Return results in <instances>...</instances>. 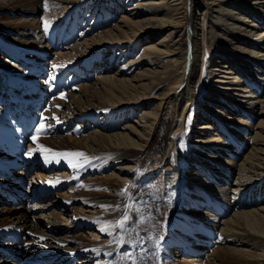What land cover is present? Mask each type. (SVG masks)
Segmentation results:
<instances>
[{
  "label": "bare ground",
  "instance_id": "6f19581e",
  "mask_svg": "<svg viewBox=\"0 0 264 264\" xmlns=\"http://www.w3.org/2000/svg\"><path fill=\"white\" fill-rule=\"evenodd\" d=\"M121 2L124 12L115 16L108 13L111 6L118 7ZM46 3L49 5L42 7L31 0L0 1V31L5 29L12 34L9 42L0 41V110L12 115L19 111V121L25 117L24 123H17L19 134L34 144L51 140L65 143L77 152L90 153L93 158H105L97 170L102 175L96 179L100 182L117 185L132 180L141 185L138 157L151 154L160 141L162 155L158 163L164 171L162 167L167 165L174 149L165 128V115L172 108L170 128L176 115L182 117L190 109L196 90L206 77L211 82L205 83L211 90L206 100L210 115L202 112L196 120L201 127L194 130L192 151L196 155L190 161L194 162L191 167H197L198 161L218 171L225 168L224 177L231 185L207 186L205 181L201 185L188 180L196 195L188 192L187 211L180 210L176 202L164 205L158 199L161 191L154 186L159 192L155 193L157 200L153 204L146 201L140 208L154 215H142L140 219L131 214V205L121 203L122 186H104L103 194L109 197L106 202L112 204L104 213H73L66 219L62 216H67L72 202L52 199L68 184H57L50 177L42 181L41 176L35 175L40 170L38 165L34 166V176L29 171L30 164L22 168L23 162L7 163L9 157L0 153V158H6L2 162L7 164L2 167L19 169L14 178H0V185L22 198L17 206H0V242L5 241L7 234H26L31 240L25 242L27 245L5 246L24 252L27 258L40 256L47 260L45 264H145L148 259L154 263L157 253H164L172 264L264 263V182L258 183L264 181V0ZM91 3L98 5L101 12L95 10L97 19L77 28L76 23ZM39 13L42 24L37 19ZM70 17L74 21L67 24V29L65 23ZM142 41L145 42L137 50ZM61 42L70 44L71 51L78 52L82 60L70 63L55 58L50 62L57 67L48 69L43 65L48 49ZM132 50H137L134 55ZM28 51L39 54V59L26 56ZM208 54L211 56L207 61ZM100 57L105 68H116V74L104 77V81L88 72ZM31 70L33 76L26 73ZM163 86L167 87L162 89ZM181 89L186 104L179 112L181 95L176 93ZM41 121L45 129L40 136L36 130L29 134L28 128L38 129ZM214 126L218 127L215 133L210 130ZM33 136H37L36 140ZM41 161L42 167L45 162ZM169 167L164 171L166 178L174 172ZM49 168L43 167L52 172L53 166ZM175 171L179 178V170ZM221 173L216 174L222 178ZM144 187L132 188V194L144 195ZM217 197L220 199L216 200ZM106 202L96 201L95 206L102 207ZM171 206L178 213L172 215ZM59 208L61 212H57ZM164 211H169L170 217ZM103 219L117 222L105 240H95L93 234L78 231L83 222L104 228L107 225L101 224ZM166 221L168 227L158 238L161 241L149 237ZM176 226L182 229L177 235ZM129 227L130 231L136 228V234L127 231L124 235V228ZM138 228L145 229L147 234L138 236ZM142 242L156 243L143 248ZM204 243L210 247L203 246ZM204 249L207 252L202 254ZM76 250L83 251L82 260L76 257ZM127 250L132 254L131 260H127V253H121ZM149 251L154 254L152 258ZM140 257L144 261L138 262ZM0 264L13 263L0 259Z\"/></svg>",
  "mask_w": 264,
  "mask_h": 264
},
{
  "label": "rangeland",
  "instance_id": "374dc122",
  "mask_svg": "<svg viewBox=\"0 0 264 264\" xmlns=\"http://www.w3.org/2000/svg\"><path fill=\"white\" fill-rule=\"evenodd\" d=\"M31 1H33V3L36 2L39 6L42 5V7H45V0H31ZM47 5H49V4L47 3ZM100 7H102V5ZM122 7H123L122 2L120 3V6H118V7L111 6V8H109V10H108V13L110 11V13L112 12L114 14V16L120 15L122 12H124V9ZM95 10L98 12H101V10L98 9V5L93 6L92 3H91V7L85 8L82 15H81V20H84L83 22H85V23H82V21L80 20L79 23H76V27L80 28V27H83V24H87V23L89 24L90 22L95 21L98 17L97 12ZM41 18H42V14L39 13L37 15V19L40 21V23H41V21L43 23V19H41ZM66 20L67 21L65 23L66 24L65 27L68 29L69 26H67V24H69V23H70V25L73 24L74 18L70 17V18H67ZM80 23H82V24H80ZM11 38H12V34L9 33L7 30L4 29V30L0 31V41L9 42L11 40ZM144 42L145 41H142V43L141 42L138 43V45L136 46L137 50L141 49V46ZM47 46L49 47V45H47ZM69 47H70V44L66 45L62 42L58 46L55 45L54 47L53 46L49 47L48 52H47V56L44 59L45 63L43 62V65L46 67L48 66V69L52 68L53 65H52V62H50V61H53V59H55V58L59 59L60 61H65V62H70V63H74V62L79 63V60H82V58L79 59L78 52L71 51V49ZM122 48H124V47H122ZM29 51H32V50H29ZM29 51L25 53L26 56H29L35 60L39 59V57H38L39 54L37 55V54H34L33 52H29ZM132 51H134V50H132ZM136 51H134L132 55H134ZM131 56H129L130 60L133 58V56L132 57ZM210 56L211 55L208 54V56L206 57L207 61L210 60L209 59ZM27 59H29V58L27 57ZM102 59L103 58L100 57L98 62H95L96 65L93 63L89 67L88 72L90 73V75L95 77V79H99L101 81H104L106 79L104 77H108L110 75H113L114 73L116 74V71H115L116 68H115V66L112 68H109L108 65L105 68V66H104L105 62ZM49 64H50V66H49ZM135 72L137 73V69L133 72V74H135ZM26 73L28 75L33 76L32 70H31V73H29L28 71ZM125 75L127 76L126 72H125ZM205 83H209L211 85L210 80H208V78L205 77L203 79V84L201 82L202 85L199 86L196 90V94L194 95L193 103L190 106V109L182 117L180 116V114L176 115L174 117L175 121L173 120L174 122L170 123V128H169L168 124L170 121L169 117H171V115H172V108H170L169 109L170 111H168L165 115V123H166L165 128L168 130V135L170 136V139H172V143L174 145L173 152L171 153V156L167 162V165L165 167H162V169L165 172H166V167H169V166H170L169 168H172L174 170V172L169 175L170 177H167V178H166V175H164L165 172L161 171L160 163H158V161L162 155L160 141H159V143H157L153 147V150H156V151L152 150L151 154H148L147 156L138 157L139 158L140 175L142 176V183L143 184L137 185V184L133 183L132 180L131 181L129 180V181L122 183V184L110 185L109 183L107 184L106 182H100L99 180H96L102 176V175L98 174L97 170H98L99 164H101L105 158H103V157L93 158V156L90 153H86V152H82V153H85L86 157L88 159H86L85 157H65L63 155L57 156L56 154H58V153H67V152L75 153L77 151H75V149L71 148V147L67 148L65 143H61V144L57 143L56 144V142H52L50 140V141H43V142H39L38 144H34V143H31V141H29V142L24 141L20 137L19 138L20 147L23 150H25L24 153L26 154L25 155L26 157L31 156V157H35V158H40L39 160L41 161V159H43L45 162V165H47L48 168H49V166L50 167L53 166V170H52V172H50L49 170L43 169V167H45V165H43L42 167L38 165L40 170H37L35 172V175H37V177L41 176L42 181H44L46 177H50V180L52 182H55V183L60 184V185H62L63 182H65L66 184H67V182H70L69 186H66L64 188V190L59 191V195L52 199V201H53V200H56L57 198L60 200H62L61 198H64L67 201L72 202V204L69 205V208L71 210L66 212L67 216H62V217L68 219V218H70L69 216H71L73 213H76L78 215H90V214L94 215V214L104 213L107 210V207L112 205V204H108L106 202V199H108L109 197H107L105 194H103L104 186H107V187L108 186H122L121 193L119 195V199H121V203H124L125 206L131 205V208H132L131 214L133 216H137L138 219H140L141 218L140 216H142V215L143 216H153L154 215V214H150L149 212L147 213L145 210H140V208L145 205L146 201H151L152 204H153V202L155 203V201L157 200L156 196L158 198V195H156V194H159L158 191H155L156 189H159L161 191L159 195H161V194L162 195L159 196L158 199L161 198L162 203L164 205L169 206L172 203L176 202L177 204H179L178 207L180 210L187 211L189 209V206H190V204L186 203L187 197L189 196V193H193L196 195V193L193 192L188 185V182L190 180H191V182L194 181V182L199 183L201 185L206 184L207 186H214V184L219 185V186L221 184H222V186H230L231 183H229V181L226 180V177H224V176H226L225 175L226 173H224L225 168L218 171V170H215L216 168L215 169L210 168L209 166L204 165L202 162L200 164H198V161L195 162L198 165L197 167H194V166L191 167L194 162H190V161L196 155V153L192 151V149L194 148L192 141L194 140V138L196 136L194 134V130L196 131L197 127H201L200 125H196V122H197L196 120H198L197 118H198V116H200L202 114V112H206L208 115H210L208 112V109H207V101L206 100H207L208 95H209L211 90L209 88V85L205 86ZM165 87H167V86H163L161 88L163 89ZM181 90H180L181 92L178 91L176 93V95H178V96L181 95L180 97H178L179 99H181V103H180L181 107L178 110L179 112L182 111V109L184 108V106L186 104V101L182 100L183 99V97H182L183 96L182 95L183 89H181ZM158 91H156V92H158ZM155 95H157V94H155ZM166 117H167V119H166ZM203 118H205V117H203ZM211 119H212V115H211ZM211 119L208 118L207 120L210 121ZM199 121L201 123H204V120H199ZM210 123L208 122V124H210ZM10 124L11 123H10L9 117H7V116L5 117L4 112H2L0 110V126H1L0 128L2 129L1 130L2 132L0 131V139L1 138L10 139L11 138L10 133L12 130L15 131V129L12 128ZM210 125H212V124H210ZM9 128L11 129V131L9 130ZM215 128H218V127L214 126L210 130H212V132L215 133L216 132ZM7 131H9L10 133ZM16 131L19 133L18 129H16ZM24 146H25V148H24ZM45 149H48L50 151H45ZM29 153H31V155H29ZM45 157H48V162L45 161ZM156 158H158V159H156ZM3 160L4 159H1V161H3ZM20 160H22V159H20ZM89 160L91 161L90 163L88 162ZM27 161L28 160H26L24 162L27 163ZM69 161H71L72 163H82L85 165V167H77L74 169L73 167H71ZM152 163H154L155 166H151ZM176 169H178L180 172L179 178L176 175V171H175ZM196 169H198V170H196ZM221 172H223V173H221ZM216 173H221L222 178L217 176ZM84 174L87 175V177L84 176L85 178L83 177L81 179H78L75 182L74 177H76V179H77L81 175H84ZM194 174L195 175L198 174V176H194ZM54 177H56V178H54ZM164 179H166V182H164ZM203 181H205V184ZM260 182L262 183L264 181H259L258 183H260ZM137 186H145L146 188L145 187L142 188L143 190L141 189V191H144V192L146 191V193H145L146 195L145 194L140 195V194H142L141 191L139 192L140 196H138V197L136 196L137 194H132L133 193L132 188L136 189ZM154 186H156L157 188L155 189ZM177 187H178V190H177ZM248 187L251 188L250 186H248ZM185 188H187V191L184 190ZM125 189H127V192L124 191ZM150 190H153L155 192L150 193L149 192ZM206 193H209V192H206ZM183 194L186 196H184ZM217 198H216V200L220 199L219 197H217ZM102 200H105V202L107 204L103 203V205L107 206V207H100L97 205L95 206L96 201H102ZM142 201H144V202H142ZM157 202H159V201H157ZM46 203L47 202H45L44 204H46ZM0 206H2L1 203H0ZM136 206H138V207H136ZM5 207L10 208L12 206L11 205H5ZM250 208H252V207H250ZM250 208H249V206H247V209H250ZM171 209L174 210L175 206H171ZM171 209L169 208V211ZM61 211H62L61 208H59L57 210V212H61ZM161 211H162V209H161ZM169 211L168 212L164 211L165 213H167L169 215V217L171 214L173 215V214L178 213L177 210H174V212L171 214L169 213ZM11 215H15V214L12 213ZM125 215H126V213H125ZM101 221L103 222V223L101 222V224H103L104 226L107 225L106 227H104L106 229L102 228V226L98 227L99 225L94 228V225H92V226H90L89 229L83 230L82 232L84 234H88V233L93 234V236L96 237L95 240H99V241L105 240V238H107L111 234V232H109V231L116 228L117 222H111L110 223L109 221L104 220V219ZM82 224H85V222H83ZM158 226L159 227L162 226V227H161V229L160 228L157 229L158 232L156 231V234H154V235L149 234V237H154L155 240L161 239V236L163 234L162 231H163L164 227H168L167 221L164 223V225L160 224ZM124 227H126V225ZM177 227L178 226H176V229H175L176 235L178 232H182V229L181 228L179 229V227L178 228ZM130 229H131V227H129V230L124 228L123 234L126 235L127 231L131 232L132 234H136V228L132 229L131 231H130ZM137 230L139 231L138 236L141 235L142 233L147 234V231L145 229L138 228ZM99 233H101V234H99ZM22 237L25 238V242H27V243L31 242L30 238L26 237V234H22ZM87 237H89V236H87ZM159 241H161V240H159ZM43 243H45V240L43 241ZM153 243H156V242H153ZM153 243L142 242L141 245L143 246V248H146V247H148L147 246L148 244H153ZM194 244L196 245L198 243H194ZM18 246H20V245H18ZM203 246H207L208 248L210 247V245H206L205 243L203 244ZM129 251L130 250H127V251L121 252V253H124V254L127 253L128 254ZM206 252H207V250L204 249L202 254L206 253ZM147 253H148L149 258H152L154 255L151 251H149ZM157 254L154 255V257H153V262L155 261L154 262L155 264H158L159 260H161V264H172V263H174V262H171V260H168L164 253H162L161 256H160V254L159 255H157ZM202 254L199 253L198 255L201 256ZM190 255H197V254L196 253H190ZM115 256H116V254H113V258ZM143 257H145V256L143 255ZM143 257L138 258L137 261L138 262L144 261ZM104 258H106V256ZM131 259H132V254H131V257H129L127 255V260H131ZM154 263H152V261L149 259L145 260V264H154ZM199 264H204V263H199ZM262 264H264V263H262Z\"/></svg>",
  "mask_w": 264,
  "mask_h": 264
},
{
  "label": "snow or ice",
  "instance_id": "6c2138e0",
  "mask_svg": "<svg viewBox=\"0 0 264 264\" xmlns=\"http://www.w3.org/2000/svg\"><path fill=\"white\" fill-rule=\"evenodd\" d=\"M45 7H47V3H46V0H45ZM53 68L57 67L56 65H53L52 66ZM63 96V94H62ZM58 119V118H56ZM45 129V126L43 124V121H41L40 123V127L38 129H36V132H37V136L40 135L42 133V130ZM37 136H33L32 139L33 140H36ZM45 151H50L48 149H45ZM29 155H31V153H29ZM57 156H60V155H63L65 157H85L86 159H88L86 157V154L85 153H82V152H67V153H58L56 154ZM45 161L48 162V157H45ZM58 162V161H57ZM89 163L91 162L90 160L88 161ZM71 167H73L74 169L77 168V167H85L84 164L82 163H72L71 161H69ZM125 192H127V189L124 190ZM102 207H107V206H102ZM127 219V217H125V220ZM121 226H123V223L121 222ZM129 257H131V253H128L127 254Z\"/></svg>",
  "mask_w": 264,
  "mask_h": 264
}]
</instances>
